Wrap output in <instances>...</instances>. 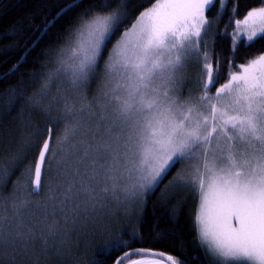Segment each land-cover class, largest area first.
I'll return each mask as SVG.
<instances>
[{"label":"snow or ice","instance_id":"6c2138e0","mask_svg":"<svg viewBox=\"0 0 264 264\" xmlns=\"http://www.w3.org/2000/svg\"><path fill=\"white\" fill-rule=\"evenodd\" d=\"M217 5L222 17L228 0H152L138 14L133 0H64L23 45L31 31L23 22L0 34L9 40L0 52L21 53L3 81L50 29H61L41 53L54 67L42 64L31 85L0 92L5 118L20 107L16 134L0 133V184L23 169L10 192L0 190V264L52 256L79 264L91 246L81 237L113 218L134 219L161 185L165 202L197 193L198 241L212 264H264V54L239 64L234 55L241 43L264 39V6L243 20L233 6L228 71L209 51L220 34L208 15ZM193 62L198 94L185 96ZM141 240L139 229H121L88 264H100L98 255L112 264H185L133 247Z\"/></svg>","mask_w":264,"mask_h":264},{"label":"trees","instance_id":"16d2710c","mask_svg":"<svg viewBox=\"0 0 264 264\" xmlns=\"http://www.w3.org/2000/svg\"><path fill=\"white\" fill-rule=\"evenodd\" d=\"M63 2L64 0H0V34L9 35L12 31L11 25L23 22L31 28V31L24 33V38L20 41V44L23 45L36 33L37 26L43 24L46 17L54 16L56 9ZM151 2L152 0H133L134 5L137 6L136 14L143 10L144 7L150 6ZM233 6H236L237 9L235 19L243 20L247 11L264 5L261 4V0H228V7L223 10L222 17L216 16L219 10L218 5L208 13L209 18L216 19L214 28L220 33L215 37L209 38V51H214L221 55L223 69H227L226 58L231 53V34L235 29V20L229 19V17L233 16ZM225 25L228 26L227 29H225ZM60 30L59 25L49 30L48 37L40 42L39 47L25 61L20 62L15 75H10L8 79L0 81V92L18 83L27 82L25 86L31 85L33 77L29 74L42 73L44 71L41 68L42 64L46 65L47 69L54 67V64L49 63L41 53L56 42V36ZM8 43L9 40L0 39V49ZM261 54H264V39H256L250 46L241 43L234 53L235 63H244ZM20 55L21 53L18 49L13 52H0V73H7L12 65L17 63ZM107 55L105 53V58H107ZM50 59L55 60V50L51 53ZM227 70L230 71L231 69ZM199 74L200 66L195 62L191 63L183 73L191 81L184 90L185 96L189 93L193 95L198 94L195 82ZM221 82L223 83L224 80L222 79ZM95 89L96 84L93 83L92 92L89 93L90 97ZM29 94L31 93L29 92ZM3 103L4 101H0V133L6 132L7 136L5 139H11L16 134L17 125L19 124L17 117L20 107L17 106L16 111H13L5 118L7 109L2 107ZM25 118H28L27 110L25 111ZM31 118L36 119V117ZM45 123L46 121L41 120L40 126L43 127ZM22 171L23 169L14 173L7 186L0 184V190H3L5 194L10 192L13 182L20 177ZM163 188L164 185H161L160 190L147 198V202L144 204L142 210L138 207L134 219L124 217L115 221L113 218L107 227L101 228L97 232L90 231L87 237H81V239L90 241L91 246L87 252L81 248L77 256L79 264H88V261L96 255L97 247L117 236L121 229L129 231L139 229L142 232V240L134 244L133 247L164 252L180 258L185 264H212V260L206 255L196 238L195 214L198 205L195 196L196 192L185 189L179 192L174 200L165 202L161 195ZM173 206L178 209V215H173L170 218L169 210ZM34 211L38 216L40 215V210L34 209ZM159 232H166L169 235L164 239H157L156 233ZM35 251H39V248L37 247ZM57 259L58 257L55 256L42 257L41 264H56ZM97 259L100 261V264H112V258L109 256L98 255Z\"/></svg>","mask_w":264,"mask_h":264},{"label":"rangeland","instance_id":"374dc122","mask_svg":"<svg viewBox=\"0 0 264 264\" xmlns=\"http://www.w3.org/2000/svg\"><path fill=\"white\" fill-rule=\"evenodd\" d=\"M244 25H241V30H243L244 29ZM234 28L236 29V25L234 24ZM235 29H234V31H235ZM233 31V32H234ZM195 196H196V200H197V203H198V205H197V207H196V214H195V225H196V231H197V234H196V238H197V241H198V221H197V216H198V214H199V205H200V201H199V198H198V196H197V193H195ZM115 219V221L117 220V219H122V218H114ZM199 242V241H198Z\"/></svg>","mask_w":264,"mask_h":264}]
</instances>
